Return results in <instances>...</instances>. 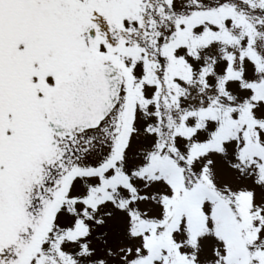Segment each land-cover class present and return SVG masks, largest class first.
I'll list each match as a JSON object with an SVG mask.
<instances>
[{
	"label": "snow or ice",
	"instance_id": "snow-or-ice-1",
	"mask_svg": "<svg viewBox=\"0 0 264 264\" xmlns=\"http://www.w3.org/2000/svg\"><path fill=\"white\" fill-rule=\"evenodd\" d=\"M0 264H264V0H0Z\"/></svg>",
	"mask_w": 264,
	"mask_h": 264
}]
</instances>
